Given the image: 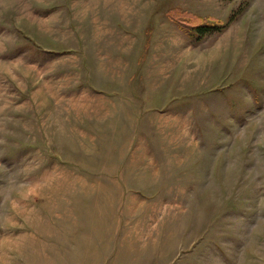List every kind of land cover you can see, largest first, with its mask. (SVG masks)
Listing matches in <instances>:
<instances>
[{"label":"rangeland","instance_id":"obj_1","mask_svg":"<svg viewBox=\"0 0 264 264\" xmlns=\"http://www.w3.org/2000/svg\"><path fill=\"white\" fill-rule=\"evenodd\" d=\"M0 264H264V0H0Z\"/></svg>","mask_w":264,"mask_h":264},{"label":"trees","instance_id":"obj_2","mask_svg":"<svg viewBox=\"0 0 264 264\" xmlns=\"http://www.w3.org/2000/svg\"><path fill=\"white\" fill-rule=\"evenodd\" d=\"M194 31L197 32V34H205V33H209L211 31H215L216 28L215 26H211V25H204V24H198L195 27H193Z\"/></svg>","mask_w":264,"mask_h":264}]
</instances>
